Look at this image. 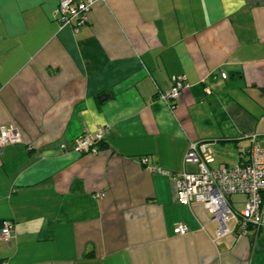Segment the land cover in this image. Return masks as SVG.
Returning a JSON list of instances; mask_svg holds the SVG:
<instances>
[{"label":"crops","instance_id":"1","mask_svg":"<svg viewBox=\"0 0 264 264\" xmlns=\"http://www.w3.org/2000/svg\"><path fill=\"white\" fill-rule=\"evenodd\" d=\"M60 1L0 0V125L22 134L0 149V264H264V227L218 240L177 199L192 142L214 169L264 143V0H96L78 31ZM106 126L98 153L73 150Z\"/></svg>","mask_w":264,"mask_h":264},{"label":"built area","instance_id":"2","mask_svg":"<svg viewBox=\"0 0 264 264\" xmlns=\"http://www.w3.org/2000/svg\"><path fill=\"white\" fill-rule=\"evenodd\" d=\"M96 0H61L58 8L62 24H74L76 31L87 22L88 13ZM186 86L183 76H173L171 88L160 93L162 101L174 109ZM110 127L99 128L95 134L80 135L73 146L77 153L99 152L97 144L103 141ZM22 141L21 130L16 124L0 125V149L7 144ZM249 159L235 167L222 166L214 169L212 148L207 142H192L185 162L198 166L195 172H184L178 177L177 199L184 205L200 203L218 223L217 239L231 234L230 222L235 230L247 234L251 227H264V143L257 134L251 136ZM144 163L147 159H142ZM161 170V169H159ZM245 195L244 208L240 211L233 207L234 196ZM15 224L5 219L0 226V242L10 243L14 238ZM176 233L188 232V227L179 225Z\"/></svg>","mask_w":264,"mask_h":264},{"label":"rangeland","instance_id":"3","mask_svg":"<svg viewBox=\"0 0 264 264\" xmlns=\"http://www.w3.org/2000/svg\"><path fill=\"white\" fill-rule=\"evenodd\" d=\"M242 198H243V197H240V195H235L236 203H237V201L241 200ZM233 207H234L235 209H237V210H240V211L244 208L243 205H240V204H234V203H233ZM233 224H234V222H233V223L230 222V225H233Z\"/></svg>","mask_w":264,"mask_h":264},{"label":"trees","instance_id":"4","mask_svg":"<svg viewBox=\"0 0 264 264\" xmlns=\"http://www.w3.org/2000/svg\"><path fill=\"white\" fill-rule=\"evenodd\" d=\"M57 17H58V19H59V14H58ZM59 20H60V19H59ZM102 143H103V142L101 141V142H99V143L97 144L99 150H100V145H101ZM2 221H3V220H2ZM2 221H1V223H2ZM14 231H15V229H14ZM14 237H15V236H14ZM13 239H14V238H13ZM13 239H12V240H13ZM0 244H6V243H1V242H0Z\"/></svg>","mask_w":264,"mask_h":264}]
</instances>
